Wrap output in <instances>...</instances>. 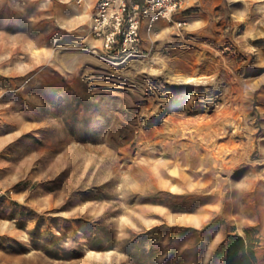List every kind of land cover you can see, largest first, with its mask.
<instances>
[{
  "label": "rangeland",
  "instance_id": "obj_1",
  "mask_svg": "<svg viewBox=\"0 0 264 264\" xmlns=\"http://www.w3.org/2000/svg\"><path fill=\"white\" fill-rule=\"evenodd\" d=\"M96 7L0 0V264H220L247 233L264 264V0H183L129 53Z\"/></svg>",
  "mask_w": 264,
  "mask_h": 264
},
{
  "label": "built area",
  "instance_id": "obj_2",
  "mask_svg": "<svg viewBox=\"0 0 264 264\" xmlns=\"http://www.w3.org/2000/svg\"><path fill=\"white\" fill-rule=\"evenodd\" d=\"M85 1L75 0L78 4ZM182 3L183 0H97L91 32L104 50L129 53L141 43L143 18L150 25L160 17L171 19Z\"/></svg>",
  "mask_w": 264,
  "mask_h": 264
},
{
  "label": "trees",
  "instance_id": "obj_3",
  "mask_svg": "<svg viewBox=\"0 0 264 264\" xmlns=\"http://www.w3.org/2000/svg\"><path fill=\"white\" fill-rule=\"evenodd\" d=\"M257 248L258 241L249 233L229 234L219 245L215 258L220 264H260Z\"/></svg>",
  "mask_w": 264,
  "mask_h": 264
},
{
  "label": "bare ground",
  "instance_id": "obj_4",
  "mask_svg": "<svg viewBox=\"0 0 264 264\" xmlns=\"http://www.w3.org/2000/svg\"><path fill=\"white\" fill-rule=\"evenodd\" d=\"M180 83V82H179ZM222 115H224L223 113H222ZM217 117V116H216ZM227 119V118H226ZM165 125H166V123H165ZM218 146V145H217ZM221 146H222V144H221ZM225 148V147H224ZM222 149V148H221ZM223 150V149H222ZM226 150V149H225ZM217 151V150H216ZM221 151V150H220ZM222 153V152H221ZM216 154H219V153H216ZM223 155V154H222ZM221 158V157H220ZM223 159V158H222ZM228 164V163H227ZM226 164V165H227ZM220 165V164H219ZM219 169H221V168H219ZM223 186V185H222ZM222 191V190H221Z\"/></svg>",
  "mask_w": 264,
  "mask_h": 264
},
{
  "label": "crops",
  "instance_id": "obj_5",
  "mask_svg": "<svg viewBox=\"0 0 264 264\" xmlns=\"http://www.w3.org/2000/svg\"><path fill=\"white\" fill-rule=\"evenodd\" d=\"M94 1H96V3H97V0H94Z\"/></svg>",
  "mask_w": 264,
  "mask_h": 264
}]
</instances>
